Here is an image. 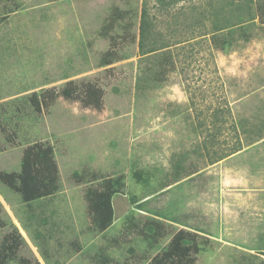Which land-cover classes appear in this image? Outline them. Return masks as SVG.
<instances>
[{
  "label": "rangeland",
  "instance_id": "1",
  "mask_svg": "<svg viewBox=\"0 0 264 264\" xmlns=\"http://www.w3.org/2000/svg\"><path fill=\"white\" fill-rule=\"evenodd\" d=\"M147 1L175 61L161 83L143 74L148 64L138 40L145 0H0V117L16 134L11 144L0 130V170H20L24 149L35 142L54 147L59 167V188L47 198L25 203L0 187L7 221L0 240L16 226L25 240L21 253L40 264H148L184 229L207 239L195 264H262L264 20L248 21L257 14L246 0H185L166 8ZM114 6L133 12L136 40L122 60L102 66L110 42L101 28ZM204 9L249 23V36L213 48L210 19L192 31ZM69 80L98 82L105 89L102 108L61 96L48 112L34 111L33 92ZM225 109L247 132L241 150L212 161L207 149ZM226 133L217 147L225 146ZM195 171L206 173L204 184L193 180ZM118 176L124 186L113 198L115 218L101 232L86 192ZM130 215L158 220L173 233L156 246L125 238Z\"/></svg>",
  "mask_w": 264,
  "mask_h": 264
},
{
  "label": "trees",
  "instance_id": "2",
  "mask_svg": "<svg viewBox=\"0 0 264 264\" xmlns=\"http://www.w3.org/2000/svg\"><path fill=\"white\" fill-rule=\"evenodd\" d=\"M185 0H156L158 8H166L169 5ZM250 3L256 4V16L251 15L248 21H253L257 17L264 20V0H246V5L250 8ZM148 1L145 0L141 16V28L139 33L140 55L147 60V68L143 71L145 80L154 83L166 81L169 74L175 68L173 54L168 51L169 44L166 39L159 35L154 28L156 23L151 20ZM251 13V10H250ZM134 14L130 9H122L114 6L101 28V35L109 39L110 45L101 54L100 63L102 66H110L124 58L122 50L136 40V34L132 29ZM210 19L211 29L210 44L217 50L231 47L239 39L249 36L251 25L232 22L231 17L220 18L219 11L204 9L199 12L192 31L206 26V20ZM196 28V29H195ZM206 35V33H202ZM162 50L156 57L149 56ZM65 97L80 101L86 107L102 108L104 104L105 89L96 81L69 80L62 86H53L43 89L40 92H33L29 97V102L34 111L38 114L48 112L51 106L59 97ZM221 112V111H220ZM220 112H217L218 115ZM222 114L223 119L218 120L214 126V133L211 135L210 148L207 149L209 158L219 160L242 149L243 124L232 119L230 109H225ZM229 114L230 122L226 119ZM216 116V115H215ZM223 119V120H222ZM227 131L225 136V146L217 147L219 135ZM0 130L5 133L9 143H16V134L11 131L0 117ZM243 130V131H241ZM261 130V129H258ZM250 132L248 131V134ZM213 157V158H212ZM97 179L96 175L90 178ZM193 180L197 184H204L206 173L195 171ZM6 186L18 193L25 203H31L53 195L59 188V167L54 156V147L46 142H35L24 149L21 168L18 171L0 170V187ZM124 186L123 177H104L95 186L88 188L86 198L88 202V212L92 223L98 231H106L115 218V208L113 198L122 191ZM148 201H144V206ZM147 211V209H143ZM145 218V217H144ZM144 218L138 219L130 215L124 222V235L126 237H140L149 242L150 246H156L164 238L173 233V230L164 226L158 220ZM7 227V221L2 217V207L0 206V230ZM207 239L199 231H189L180 229L173 234L172 240L166 250L160 253L148 264H195L199 254L205 248ZM260 244L264 249V230L260 236ZM25 245V240L16 226H11L0 240V264H11L18 261L19 264H40L24 256L21 251ZM104 259V258H103ZM264 264V262L262 263Z\"/></svg>",
  "mask_w": 264,
  "mask_h": 264
}]
</instances>
